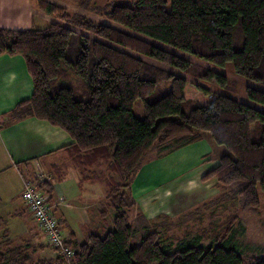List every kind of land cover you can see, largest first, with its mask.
I'll return each instance as SVG.
<instances>
[{
	"label": "trees",
	"instance_id": "obj_1",
	"mask_svg": "<svg viewBox=\"0 0 264 264\" xmlns=\"http://www.w3.org/2000/svg\"><path fill=\"white\" fill-rule=\"evenodd\" d=\"M75 1L82 7L93 3ZM36 5L55 22L43 30L0 28V56L21 57L32 82L31 97L14 107L11 118H35L63 130L74 142V158L101 159L120 180L119 186L110 182L112 198L121 199L114 229L87 236L70 264H264V257L244 260L226 244L215 245L223 238L216 239L213 225L196 237L212 239L213 246L167 247L163 235L145 231L132 247L136 229L128 214L134 205L129 188L150 154L170 143H196L204 133L228 153L201 181L215 180L219 190L235 192L242 211H258L256 188L264 191V112L212 95L199 84L235 90L236 82L208 67L230 64L233 75L264 88V0H171L169 10L164 0H132L104 13L108 24L71 15L50 0ZM152 40L194 60L156 47ZM169 69L184 76H173ZM189 87L207 101L197 104ZM245 94L264 106L263 91L248 87ZM137 100L142 119L133 114ZM37 187L51 203L52 184L42 181ZM6 226L0 220V264H67L59 257L37 258L34 247L11 239ZM72 237L65 239L70 248Z\"/></svg>",
	"mask_w": 264,
	"mask_h": 264
},
{
	"label": "crops",
	"instance_id": "obj_2",
	"mask_svg": "<svg viewBox=\"0 0 264 264\" xmlns=\"http://www.w3.org/2000/svg\"><path fill=\"white\" fill-rule=\"evenodd\" d=\"M53 22L54 17L41 12L34 0H0V28L43 30ZM31 94L32 82L23 59L0 56V220L7 223L11 239L28 241L37 258L50 260L56 255L23 199L24 184L32 182L37 189V182L52 184V212L63 237L73 236L72 248L76 251L87 236L114 229L113 219L121 199L112 198L110 182L119 186L120 180L101 159L96 161L87 155L74 158L78 156L72 149L74 142L63 130L35 118L13 120L11 111ZM193 145L197 146L193 174L186 181L180 177L174 185L168 183L166 178L174 168L175 176H181L178 169L189 158L188 149ZM211 147L202 136L187 146L170 143L157 150L129 188L130 202H134L128 213L131 220L140 221L147 233L163 235L166 224L179 219L198 202L197 197L218 189L215 180L201 181L221 157L212 155ZM4 185L11 191L4 193ZM120 190L126 192L125 188ZM166 239L164 244L172 247L175 241Z\"/></svg>",
	"mask_w": 264,
	"mask_h": 264
},
{
	"label": "rangeland",
	"instance_id": "obj_3",
	"mask_svg": "<svg viewBox=\"0 0 264 264\" xmlns=\"http://www.w3.org/2000/svg\"><path fill=\"white\" fill-rule=\"evenodd\" d=\"M50 1L56 5L66 8L67 12L71 15L82 16L97 23L105 24H108V22L105 20L103 14L109 12L113 6L130 5L132 3V0H92L93 3L90 2L91 7H82L75 0ZM164 1L166 2V10H169L171 0ZM34 2L37 4V0H34ZM152 44L185 60H194L192 56L160 41L152 40ZM208 67L214 73L223 74L230 80L236 82L235 90L225 86L215 85L211 82L202 81L200 84L195 80H191V82L199 84L201 88L206 89L212 95H224L264 112V106L262 104L251 100L245 94V90L248 87H253L264 92L263 87L233 75L230 64H227L223 68L210 65H208ZM169 72L176 77L184 76L183 73L177 69H169ZM187 93L192 96L197 104L207 101V98L203 97L202 92L194 91L192 87L188 88ZM133 114L138 119L143 118L141 101L137 100L134 103ZM203 136L212 145L211 150L209 151H212V155L220 154V156H222L228 153L224 147L217 146L207 133H204ZM195 147L197 146L193 145L188 149L189 158H187L185 163L178 169V173L181 174V176H175L177 174L175 173V170L177 169L174 168V170L171 171L172 175L166 178L168 183H172L174 185L175 182L180 179V177L186 181L189 174H193L195 170L194 165H196L194 157L196 154L195 151H197V149L194 150ZM156 149L147 159H150V157L155 155V152L157 151ZM157 180H159V178ZM3 188L5 189L4 193L11 191V188L5 187V185ZM214 191H216L214 194H209L213 193ZM256 193L260 203L259 209L255 214H251L240 209L238 196L233 191L230 192L229 190H219L215 188L210 192L208 191L206 194L203 192L200 198H196L198 202H196L195 205L188 207V211L181 215L179 219L173 221L172 223L168 222L166 224V233L165 231L162 232L163 235L166 234L164 239L169 238L171 239L170 241H175L172 248H177L180 243L186 245L189 242V244L192 243L202 247L213 246L212 239H205L204 241H199V239L196 240V237L201 231L208 232L210 230L209 225H213L216 227L213 232V235H216V239L217 237L218 239L221 237L223 238V241H216L215 245L226 244L229 249L235 250L239 255L242 256L244 260L253 255L264 257V191L257 187ZM235 216L238 217V222L236 223L231 221ZM132 224L136 229V235L131 243V246L134 247L137 246L145 237V231L142 228L144 225L140 221L134 220ZM148 228H150L149 225Z\"/></svg>",
	"mask_w": 264,
	"mask_h": 264
},
{
	"label": "built area",
	"instance_id": "obj_4",
	"mask_svg": "<svg viewBox=\"0 0 264 264\" xmlns=\"http://www.w3.org/2000/svg\"><path fill=\"white\" fill-rule=\"evenodd\" d=\"M23 199L56 257L70 264L75 251L65 244V238L59 230L58 220L52 212L48 195L38 190L36 184L26 182Z\"/></svg>",
	"mask_w": 264,
	"mask_h": 264
}]
</instances>
